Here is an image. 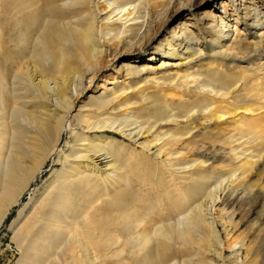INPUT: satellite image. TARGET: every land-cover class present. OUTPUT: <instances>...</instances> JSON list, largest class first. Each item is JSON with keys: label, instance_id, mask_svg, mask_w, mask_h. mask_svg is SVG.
<instances>
[{"label": "bare ground", "instance_id": "6f19581e", "mask_svg": "<svg viewBox=\"0 0 264 264\" xmlns=\"http://www.w3.org/2000/svg\"><path fill=\"white\" fill-rule=\"evenodd\" d=\"M132 1L97 0L90 4L92 10L88 6L89 0H0V225L9 215V210L21 203L22 196L30 188L31 183L41 176V170L47 160L58 153L57 147L64 127L72 125L68 124L70 99L73 94L71 84L77 95L83 87V78L87 74L93 75L97 69L99 58L104 51L101 45L103 43L110 45L108 42L110 38L105 36L113 28H107L105 33H102V29L106 28L108 23L100 24L99 33L94 21L96 13L110 9L113 11L114 8L109 7L112 3L119 6L127 16L133 12V7L130 8L126 4ZM162 2L163 0H144V4L151 9H157L158 5L164 4ZM236 4H239L237 0ZM260 18L256 19L258 22L254 23L255 25L264 22V19L260 21ZM246 49V45L239 40L234 46L221 50L218 54L241 60ZM258 66L260 68L251 69L252 73H248V69H240L239 75L234 78L219 79V88L209 91L211 102L203 105L211 119H220L237 107L249 112L262 108L255 105L264 102V81L262 77L254 80L251 76L258 75L264 69L260 64ZM189 77H191L189 74L177 75L170 85L176 81L174 87L177 90L188 88L190 83L195 81H188ZM238 84L239 99L228 102L230 95L228 89L236 88ZM50 93H55L59 100V114L52 112V109L45 112L40 111L41 109L39 112L27 111L26 107L32 101L44 104L48 102ZM174 95L168 96L173 99ZM179 97L181 98V95ZM89 99H92L89 102L90 108L99 114L103 110L105 112V108L107 110L114 100L107 95ZM73 119L75 127L84 126L86 130L113 132V124H107L106 121L100 123L101 121H98L100 117L98 122L95 120L96 123L91 122L90 117L79 114ZM28 127L34 130L30 133L26 130ZM245 127L247 134L259 133L253 124ZM233 129L243 131L244 126L236 125ZM88 142L86 136L74 139L73 145L86 148L74 149L71 154V157H74L72 163L70 162L64 174L58 176L57 181H53L56 183L54 186L50 185L53 186L52 189L42 196L34 211L32 210L33 213L16 229L13 245L19 257L15 264H175V262L201 264L192 257L197 247L201 249L206 246L213 247V250H207L214 252L210 254V261L214 262L209 264H217L219 261L217 256L220 257L234 245H238L234 251H240L244 255L243 264H259L257 257L264 244V233L261 236V233H256L257 231L256 234L254 232L235 234L236 231H232L236 226L233 225L232 215L229 214L238 203L239 195H232L230 192L222 199L220 203L222 207H218L217 211L215 203L210 207V209L213 207V214L214 212L217 214L214 219L221 223L223 240L218 239L217 231L206 221L204 213L200 210L201 206H205L203 210H207L206 204L212 198L208 197L209 194L204 195L205 176L196 182L176 188V195L172 198L166 196L169 194V188L168 191L164 189L163 194L160 192L157 197L149 195V198L137 193L139 188H136L135 183L138 185L146 179L149 182L152 176L148 174L149 178L144 179L135 171L140 178L132 175L136 179L128 180L125 177L126 180L122 182L120 180L116 184L119 188L123 184L122 189H115L113 194L109 196L107 194V198H99L95 196L101 187L94 178L98 171L95 164L98 156L94 154L104 147ZM178 142H180L178 139L169 137L162 145L172 149ZM110 148L113 149L112 146ZM90 152L93 154L90 155ZM192 152L193 147L190 145L185 147L184 151H176L183 157ZM114 153L115 156L112 155L115 159L118 155L116 151ZM165 153L169 156L173 152L170 150ZM80 160L93 163L88 173L76 171L74 164ZM202 163L199 161L200 165ZM120 168L119 165L118 169ZM113 169L115 171V168ZM236 170L246 177L253 172L252 162L242 160L233 171ZM127 171L129 172V169ZM139 172L143 176L144 170L141 172L140 169ZM147 185L150 186L151 183ZM201 196H206L202 205L192 207ZM214 199L212 198L213 201ZM22 208L18 209L13 221L15 225L20 219ZM179 215L183 217L171 222ZM258 217L264 226V216L259 214ZM223 263L224 261L221 264Z\"/></svg>", "mask_w": 264, "mask_h": 264}, {"label": "rangeland", "instance_id": "374dc122", "mask_svg": "<svg viewBox=\"0 0 264 264\" xmlns=\"http://www.w3.org/2000/svg\"><path fill=\"white\" fill-rule=\"evenodd\" d=\"M96 1L89 0L88 6ZM237 1L239 4H236V0H163L164 4L158 5L157 9H151L144 4V0H133L126 4L130 8L133 7V12L127 16L119 6L112 3L109 7L114 8L113 11L110 9L96 13L94 21L99 33L100 24L108 23L106 28L102 29V33H105L107 28H113L105 36L110 38L108 41L110 45L108 43L101 45V49L104 50L103 56L99 58L95 73L87 74L83 78V87L78 91L79 94L76 95L71 84L73 94L70 99L68 124L72 125L64 127L57 147L58 153L47 160L41 170L43 172L41 176L31 183L30 188L23 194L21 203L9 210V215L0 225V264L16 263L19 257L13 239L16 229L33 213L42 196L52 189L58 176L64 174L68 165L72 163L74 157H71V154L74 149L86 148L73 145L74 139L80 136H86L88 143L104 147L94 154L98 156L96 162L94 161L98 166L94 178L101 187L95 196L107 198V194L109 196L119 188L116 185L118 181L135 180L136 177L145 179L149 178L147 176L149 174L152 176L150 177L152 180L149 179L151 181L148 182L146 179L143 181L145 184L135 183L136 188H139L137 193L150 198L157 197L164 189L167 191L170 189L166 196L172 198L176 195V188L196 182L205 176L204 195L209 194L208 197L215 199L208 200L207 210H203L205 206H201L200 210L204 213L206 221L217 231L218 239L223 240L224 233L221 223L214 219L217 214L215 212L213 214V207L211 209L210 207L215 203L217 211L218 207H222L220 204L222 199L230 192L232 195L240 196L238 203L233 207L234 210L231 209L229 214L232 215V223L236 226L232 231H236L235 234L239 232L252 234L257 231L256 233H261L262 236L264 226L258 216L259 214L264 216V102L256 103L258 106L255 107L262 108L253 112L237 107L231 111L232 113L225 114L220 119H211L208 110L203 108L204 104L211 102L209 91L219 88V79L234 78L239 75L240 69H248V73H252L251 69L259 67V64L261 68L264 67V22L262 25L254 24L258 22L256 19L260 17V21L264 19V0ZM89 8L93 10L92 5ZM239 40L247 47L241 60L234 59L233 56L224 58L218 54L221 50L231 48ZM186 74L191 76L188 81L195 80L190 83L189 89L177 90L174 87L176 81L170 85L177 75ZM251 76L254 80L262 77L264 81V69L258 75ZM239 89V84L236 88L228 89L230 92L228 102L239 99ZM172 94H176L173 99L169 97L173 96ZM105 95L114 98L113 102L107 110L105 108V112L103 110L101 114L95 113L89 106L92 100L89 98ZM41 104L44 102L32 101L26 109L31 112L52 109V112L59 114L60 103L55 93H50L49 101ZM158 111L160 112L157 113ZM78 114L90 117L91 122L96 120L101 121L100 123L106 121L107 124H113V132L86 130L84 126H73L75 124L73 117ZM99 117L101 119L98 120ZM248 124H253L259 133L247 134L245 126ZM236 125H243L244 130H234ZM26 130L31 133L34 129L28 127ZM169 137L180 141L177 147L169 149L168 146L162 145ZM188 145L193 147L192 153L186 157L176 153L184 151ZM110 146L117 152L118 157L116 155L115 159V153ZM170 150L173 152L170 153L172 155H166L165 152ZM246 159L252 162L253 172L244 177L239 171L233 170ZM199 161L203 162L202 165ZM87 163L80 160L74 164L76 171L88 173L93 163ZM128 169L129 172L133 169L131 175ZM140 169L141 172L143 170L145 172V174L142 172L143 176L140 175ZM54 180L56 181L53 182ZM180 180L183 182H179ZM148 183H151V187L147 185ZM120 186L124 187L123 184ZM151 189H156L157 192L154 190L152 192ZM204 199L206 200V196H201L192 207L202 205ZM21 207L23 208L20 219L18 218L20 221L18 220L15 225L13 221ZM181 217L183 215L175 217L171 222ZM237 246L234 245L220 257L217 256L216 250L215 254L219 258L216 263L221 264L224 261L223 264H243L244 255L240 251H234ZM207 249L213 250V247L206 246L201 249L197 247L194 252L196 256L194 254L192 258L201 264L213 263L214 260L210 261V254L214 252ZM257 261L264 264V244Z\"/></svg>", "mask_w": 264, "mask_h": 264}]
</instances>
